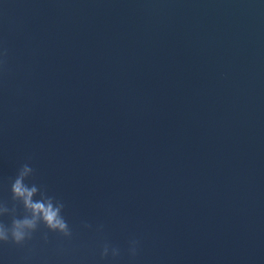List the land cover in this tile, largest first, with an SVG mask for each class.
Listing matches in <instances>:
<instances>
[{
    "label": "water",
    "instance_id": "95a60500",
    "mask_svg": "<svg viewBox=\"0 0 264 264\" xmlns=\"http://www.w3.org/2000/svg\"><path fill=\"white\" fill-rule=\"evenodd\" d=\"M24 164L72 235L2 264H264V3L0 0L5 227Z\"/></svg>",
    "mask_w": 264,
    "mask_h": 264
},
{
    "label": "clouds",
    "instance_id": "9594fccd",
    "mask_svg": "<svg viewBox=\"0 0 264 264\" xmlns=\"http://www.w3.org/2000/svg\"><path fill=\"white\" fill-rule=\"evenodd\" d=\"M264 3V0H261ZM34 174V169L28 164L18 168L14 178L10 183V193L12 200L22 204L25 215L22 218L13 219L11 227L0 224V243L11 242L14 245H22L25 241L32 239L33 233L37 230L39 223L52 233L60 234L64 237L72 235L68 222L62 215L64 204L47 195L41 187L35 183H30V178ZM39 198H36V197ZM8 211L0 206V216ZM47 240V234L43 236ZM137 241H133L131 251L136 252ZM113 255L117 250L113 249ZM108 255V247L101 251V256ZM2 264V261H0Z\"/></svg>",
    "mask_w": 264,
    "mask_h": 264
}]
</instances>
